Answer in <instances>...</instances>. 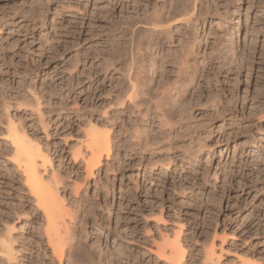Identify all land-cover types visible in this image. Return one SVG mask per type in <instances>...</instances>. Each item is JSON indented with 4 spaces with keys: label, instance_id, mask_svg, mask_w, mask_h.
Segmentation results:
<instances>
[{
    "label": "rangeland",
    "instance_id": "1",
    "mask_svg": "<svg viewBox=\"0 0 264 264\" xmlns=\"http://www.w3.org/2000/svg\"><path fill=\"white\" fill-rule=\"evenodd\" d=\"M166 1L0 0V264H76L47 244L11 126L51 159L40 173L74 220L79 264H165L147 252L146 231L157 242L180 234L183 264H264V0H201L196 27L174 30L171 52L194 43L198 71L183 98L172 93L170 131L154 114L118 111L126 84L109 66L125 61L130 24ZM170 64L169 83L184 79ZM161 71L148 69L154 91ZM93 131L108 132L112 150L89 171Z\"/></svg>",
    "mask_w": 264,
    "mask_h": 264
},
{
    "label": "bare ground",
    "instance_id": "2",
    "mask_svg": "<svg viewBox=\"0 0 264 264\" xmlns=\"http://www.w3.org/2000/svg\"><path fill=\"white\" fill-rule=\"evenodd\" d=\"M167 1H166V3L164 2L163 8L158 7L160 5L157 6L156 2H155L154 7L150 6L152 9V12L148 13V11H147L148 14H143V16H140L141 17L140 21H138L140 18L139 16H138L139 17L138 20L136 17H135L136 19L134 20V17H133L134 22L136 20H137V22L134 23L133 21H130L131 23L133 22L134 24H130L132 26L129 25L131 27V36L130 37L128 36L129 40L127 39L129 44L127 43L128 45H126V46H128V48L125 47V48H127L126 49L127 53H125L127 56L124 55V56H126V57H124L126 59H125V61H123L122 64H120V67L118 69V67L114 66V64L112 62V60H113L112 57L109 56V57H111L110 62H112L111 64H113V65H111L109 63V66L113 67L115 69V72H117L121 76V77L120 76L119 77L122 78V80H124L125 83H123V87L125 86L124 84H126L125 89L120 88L121 91H118L117 94L114 93L116 95L115 99H113L114 105L118 108V111L121 113H126V112L130 111V112L135 113V114H140L141 116L144 114L142 117H144L145 120H146V117H149L150 115L153 116L152 114H154L156 116V118L160 121L159 122L160 125L163 124L164 127L169 126L168 131H170V129L173 127L171 126V128H170L171 124L169 125V123L172 122L171 118L173 116H175L174 114L172 115L173 110L175 107H179L178 105H180V104H178V102H174L172 100L173 99L172 93L177 92L179 94L180 93L179 90H181V88H183L184 84H186L185 83L186 82L185 76H187L189 78V80L191 79V81H192V79L194 78L193 76L198 71L196 66H195V68L191 67L192 65L189 64L190 61L188 60L189 57H192L193 49H195V48H192L194 46L193 45L194 43L192 44V46H190L191 49L185 48L184 50H182L183 48H181V52H179V54L171 52V51H173L171 49V46L174 44V39H175L174 30L175 29L178 30V27H180V26H185L184 27L185 29H186V27H187V29L192 27L189 29V30H192L193 27L194 28L196 27L200 18L204 17L203 15H205L204 14L205 12L201 8H199L201 0H172V1L170 0L172 2V3H170V6L167 4L168 3ZM138 4H140V3H138ZM143 8L145 9V12L148 9V8H145V6ZM151 9H150V11H151ZM215 12H216V10H215ZM136 13L139 14V12H136ZM142 13H140V14H142ZM125 24H129V22L124 23L123 26H125ZM129 26H127V27H129ZM124 28L126 29V26ZM141 28L144 29V30H142V31H144L142 33H141ZM123 29H122V32H123ZM128 31L130 32L129 29H127L126 32H128ZM124 32H123V34H124ZM176 32H178V31H176ZM195 32H197V31L195 30ZM178 33H180V31ZM183 33L185 34L184 36H187L185 32H183ZM180 34H182V33H180ZM118 35H120V34H118ZM119 37H121V35ZM189 37H190V35H189ZM112 39H113V37H112ZM112 39H111V41H113ZM108 40H109V36H108ZM108 40H106V41H108ZM189 41H187V42H189ZM176 42L178 43V41H176ZM105 44H106V42H105ZM114 44L118 45L117 42ZM114 44L112 42L111 48H113ZM179 44H181V43H179ZM189 44H191V41ZM189 44H188V46H187V44L185 46L189 47ZM111 45H108V46L110 47ZM117 45H115V46H117ZM120 45L118 47H120ZM115 46H114V48H115ZM177 46H179V45H177ZM183 46H184V44H181L180 47H183ZM106 49L108 50V48H106ZM174 49H176V48H174ZM166 50H167V54L164 55L166 53L165 52ZM176 50H178V48ZM176 50H175V52H178ZM158 51L161 53L164 52L163 57H161V55H162L161 53H160L161 55H159L161 57V59H158L156 57V53ZM107 52L108 51H106V54H107ZM180 53H181V55H180ZM115 54H117V53H115ZM122 54H123V51H122ZM122 54H120V55H122ZM116 56H118L117 58H120V60L123 57V55L121 57L118 54ZM147 56H149L148 59H150V57H151L149 62H147ZM109 57L105 58V61ZM168 58H169V60H167ZM122 60H121V62H122ZM108 62H105V66H106L105 68H107L108 65H106V63H108ZM169 63H171L170 65H172V63H176V64L178 63L179 66L177 65V68L178 67L179 68L177 70L180 72V73L178 72L179 73L178 75L179 76L181 75V77H183L182 75H184V77H183L184 79L178 77V81H175L174 83H171V84L169 83V80H167V78H166V76L168 75L167 66L169 65ZM193 64H194V62H193ZM174 66L176 67V65H174ZM148 69L152 72L153 75L157 74L158 71L162 70L161 72H162V75L164 77L162 79L166 78V82L164 81L163 83H160V84L158 83L159 86L157 85L158 87L155 88V91H154V88L152 87V84L149 83L151 81L150 80L151 76L149 77V79L146 78V76L148 74ZM174 69H176V68H174ZM177 70H175V71L177 72ZM185 71H187V72H185ZM172 72H174V71H172ZM108 73H110V72H108ZM112 73H114V72H112ZM153 75H152V77H153ZM111 76H113V75H111ZM113 78L114 77H112V79ZM148 80H150V81H148ZM122 82L120 85L119 84L118 85L121 86ZM154 87H156V86H154ZM184 94H185V92H184ZM181 96H182V93H180V99H181ZM182 98H183V96H182ZM111 106H112V104H111ZM108 107H110V106H108ZM176 109L178 110L179 108H176ZM113 110H115V109H113ZM176 111H174V112L176 113ZM179 111H182V110L179 109ZM185 111H187V110H185ZM182 112H184V110ZM182 114H184V113H182ZM176 116H177V114H176ZM185 116H186V113H185ZM116 117H118V116L116 115ZM181 117L182 116H179V118H181ZM152 118H151V120H153ZM144 119L143 120L141 119V120L144 121ZM147 120H148V118H147ZM43 122H44V120L41 116L40 123H43ZM173 125H174V122H173ZM24 130L25 129L20 128V127L11 126L8 130L9 135H10L9 137L12 139V146L14 148L15 160L18 162L19 166L22 165L23 173H24L25 178H26V185L30 191V194L32 195V198L35 200V204H36L37 209L40 210L43 213V216L45 217L46 227L44 229V236L46 238L47 244H48L49 248L52 250L53 256L56 259H58L60 263H62L63 260L65 259V254L67 253L66 247H68V250L70 251V253H68V254L73 259L72 261L76 264H79L80 262H82V260L85 258V256L83 255L84 256V258H83V256L81 255L82 253L81 254L78 253L76 247L74 248V245L72 244V242H74V240L76 238H74V235L72 234L73 228L71 227L74 225L68 226L69 224H67V222H66V220L68 219L71 222V224H73L74 220L71 217H70L71 219H69V216H68L69 211H67L66 208L59 202V198H58L59 196L57 195L58 189H56L55 187L53 188V187H50L49 185H47L44 182V178L41 176V173H40V168L43 167V169H45L47 165H50L51 159L49 158L48 154H46L45 152H42L40 149L29 148V145H28L29 141L27 140L28 137L25 134L26 132ZM134 132L136 133V130ZM169 134L170 133L168 132L167 135L169 136ZM165 137H166L165 138V142H166L167 136H165ZM169 137H171V136H169ZM169 137H168V139H169ZM146 138H147V136H146ZM147 141H148V139H147ZM146 144L148 146L151 145L148 142ZM158 144L159 143H156L154 145H156V147H157ZM147 145L145 146L146 151L149 148ZM146 147H148V148L146 149ZM88 148L90 149L89 151L91 152V154H90L91 157L89 159H87L88 160L87 166H88V170L91 171L94 167L98 166L101 163V159L104 156L110 157V155H111L112 146H111L109 133L108 132H106V133L100 132V131H93L92 133H90L89 137H88ZM141 150H143V148ZM149 152H151V151H149ZM77 192H78V189H77ZM160 218H162V217H160ZM156 228H159L157 226V224H156ZM145 233L148 236V239H146V242L149 243V240L151 242V243H149L150 246L147 247L146 250L150 254L155 255L157 260L164 261L165 264H183L184 263L186 252L182 246V243L180 244V241H179V238H180L179 235L180 234L176 233L177 235H176V239L174 241L171 240L169 237H166V238L162 237V240H160V242H157L151 236L149 231H146ZM74 234H75V232H74ZM4 246L5 245H3L2 248H4ZM6 248L9 249L8 246ZM204 264H205V262H204ZM206 264H208V263H206Z\"/></svg>",
    "mask_w": 264,
    "mask_h": 264
}]
</instances>
